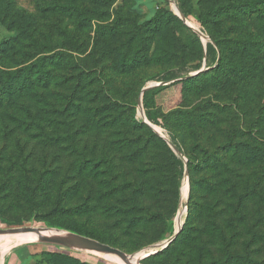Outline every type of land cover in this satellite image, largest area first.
I'll return each instance as SVG.
<instances>
[{
	"label": "rangeland",
	"instance_id": "374dc122",
	"mask_svg": "<svg viewBox=\"0 0 264 264\" xmlns=\"http://www.w3.org/2000/svg\"><path fill=\"white\" fill-rule=\"evenodd\" d=\"M72 1L82 12L59 7L68 6L69 0H14L15 8L24 10L30 22V34L42 50L73 54L76 65L61 64L55 71L57 82L41 90L35 98L32 112L41 116L39 124L25 123L20 128L18 123L0 121V229L30 225L57 227L50 223L63 222L106 234L124 246L115 247L134 253V258L143 255L140 264L163 263V255L145 258L167 247L176 236L166 245L168 240L185 222L190 193L187 164L181 180L180 202L167 228V237L150 243L164 229L163 223L156 221L141 226L132 225L130 220L134 223L141 220L139 217L146 208L164 209L163 189L168 187L171 172L162 167L165 152L161 145L151 141L145 128L137 130L132 126L131 110L138 103L135 119L146 118L141 114H145L141 90L163 84V70H170L174 76L188 72L195 76L205 71L192 83L185 82V77L179 78L156 95L163 117L162 125H157L162 130H154L173 149L169 133L172 128H180L187 148L200 141L215 149L231 138L257 146V159L252 164L229 163L238 171V177L229 178L238 182L240 192L245 190V185L253 189L251 201L248 199L243 207L249 225L240 226L243 236L235 248L240 255L252 258L254 264H264V22L248 16L220 14L204 27L198 20L202 10L198 0H186L185 5L193 6V13L186 18L198 24L207 35L205 39L174 9L173 2L179 7V0H114L110 8L111 0ZM160 7L179 17L199 36L201 44L179 22L173 21L155 33L148 61L129 71L119 56L121 45L133 34L135 23L151 19ZM116 11L122 15L121 22L126 23L117 22L118 35L103 37L97 27L113 23ZM12 12L16 13L15 9ZM12 12L0 11V47H3L0 55L6 66L26 61L36 51L34 42L14 20L18 15ZM125 17L130 18L125 20ZM249 36L263 64L261 76L234 74L227 78L226 74L209 69L216 65L215 56L220 55L214 38L227 44V51L231 52ZM209 43L215 52L203 59L200 69L191 70L193 60L200 50L206 53ZM152 75L156 77L149 79ZM41 92L47 100L41 101ZM82 155L111 159L113 171L99 173L95 178L83 174L76 164ZM179 155L187 161L185 155ZM44 168L48 170L41 173ZM111 172L115 175L114 186L110 187L106 174ZM126 181L144 184L147 190L138 199L143 208L140 212L124 211L128 209L129 189L122 193L115 186ZM64 205L87 211L77 214L74 210H62ZM105 207L112 211L105 212ZM238 214L227 208L223 216L230 218ZM246 227L251 228L253 237L244 235ZM35 240L36 235L0 238L1 264H43L40 254L47 251L68 253L88 264H125L122 259L102 252L68 249Z\"/></svg>",
	"mask_w": 264,
	"mask_h": 264
},
{
	"label": "trees",
	"instance_id": "16d2710c",
	"mask_svg": "<svg viewBox=\"0 0 264 264\" xmlns=\"http://www.w3.org/2000/svg\"><path fill=\"white\" fill-rule=\"evenodd\" d=\"M179 1V8L186 17L193 13V6L191 4L185 5L186 0ZM198 2L202 8L198 20L204 27L208 25L211 19L219 17L220 14L248 16L264 22V0H198ZM113 3L114 0L108 2L109 8ZM15 7L14 0H0V11L2 13H9V11L12 12L15 9L16 13H12L18 16L14 20L19 23L22 31L28 34L27 37L34 42L36 51L26 61L8 66L4 65V60L0 55V121L3 124L18 123L20 128H24L25 123L28 125L40 123L41 119L39 117L41 116L39 114L36 116L32 112L33 102L36 101L35 98L41 90L44 91L50 85L57 82L58 75L55 71L61 64L68 62L69 66H74L76 62L74 61L73 54L68 52L50 53L52 49L48 51L42 50L39 43L35 42L33 34H30V22L24 10L22 8L18 10ZM59 7L72 8L78 12H82L73 4L72 0H69L68 6L59 5ZM121 18L122 15L116 11V18L113 23L108 25L99 24L97 27L98 33L102 34L103 37L118 35L116 30L117 22H121ZM129 18L125 17V20H129ZM173 21L179 22L183 30L187 31L190 36L195 37L193 40H197L199 45L201 44L199 36L183 24L179 17L174 15L170 9L160 7L151 19L138 24L132 23H135L134 32L131 37L122 43L119 50L122 65H128V70L134 71L140 65L145 64L148 61V53L151 50L155 33L161 31L165 25H169ZM213 41L220 50V55L219 58L215 56L214 63L216 65L211 66L209 69L222 72L227 75V78L234 74L241 75L242 77H248L253 74L257 77L261 76L263 64L261 65L258 55L254 52L255 48L251 46L254 44L252 36L245 38L241 42V45H236L237 47L235 49L232 48L234 51L231 52L227 51V44L224 45L223 41L217 38H214ZM181 44H185V41L182 39ZM2 49L3 47H0V50ZM212 51L215 52V48L213 44L209 43L206 53L200 50L199 56L195 57L190 69H200L203 59L205 57L207 59L210 58ZM162 72L165 73L164 78L161 79L163 80V84L147 88L144 90L142 98L146 118L154 125H162L160 120L163 117L157 105L156 95L167 86L174 84L179 78L183 79L185 77V82L192 83L205 73V71H200L193 76L188 72L186 75L174 76L170 70H163ZM155 77V75H152L149 79ZM46 97L43 93L41 101L43 99L44 101L45 99L47 100ZM137 104L134 103L131 110V124L137 130L145 128L152 137L151 141H156L161 145L165 152V161L162 167L165 171L171 172L168 187L163 189V193L166 195V203L163 205L164 209L155 211L146 208L145 212L139 217L141 220H137L135 223L134 220H130L132 225L141 226L152 225L156 221L163 223L164 229L150 243L167 237V228L170 226V222L180 202L181 180L184 176V166L186 164L190 181L188 209L182 228L167 247L151 254L145 260L163 255L165 258L161 264H254L255 262L252 258L240 255L238 249L235 248L238 244V239L243 236V228L240 226L243 223H247L243 207H245L248 199L251 201L253 189L245 185V190L239 191L240 185L238 182L234 181L232 177L229 178L230 175L238 177V171L232 168L229 163L252 164L257 159V146L249 141L231 138V140L219 145L215 149H211L200 141L187 148L180 136V128H172L169 132L170 142L175 147V150L144 119L141 121L135 119L134 114ZM136 151V149L133 150V152ZM178 153L185 155L187 161ZM76 164L80 172L94 178L99 173L113 171L114 166L113 161L107 157L89 158L86 155H82ZM43 170L41 173H44L48 169L44 168ZM114 175V172L106 174L110 187L114 186L112 183ZM167 175L166 173V177L168 178ZM143 185L134 181L116 184L115 187L120 189V192L125 193L127 189L130 192L128 209L124 211H129L128 213L131 214L136 210L137 212L142 211L143 208L138 199L147 192ZM61 208L62 210H74L77 214L87 211L77 210L78 206L67 208L64 205ZM227 208H232L233 212L239 214L226 218L227 216H223V214L227 213ZM105 210L107 212L112 211L111 208L106 207L104 208ZM114 212L110 214L112 215ZM120 216L124 215L121 214ZM222 216L223 220L221 221ZM50 225L65 227L68 230L95 238L101 242L124 248L123 245L118 244L117 240L108 237L96 229L72 226L63 222H52ZM246 225L249 224L247 223ZM244 235H251L253 237L250 227L244 229ZM250 241L251 239L247 244ZM40 257V263L43 264H88L86 261H82L71 254L58 251L42 252Z\"/></svg>",
	"mask_w": 264,
	"mask_h": 264
},
{
	"label": "water",
	"instance_id": "95a60500",
	"mask_svg": "<svg viewBox=\"0 0 264 264\" xmlns=\"http://www.w3.org/2000/svg\"><path fill=\"white\" fill-rule=\"evenodd\" d=\"M177 9L178 11L176 12H178V15L187 23V21L184 19L183 13L181 12L178 6H177ZM160 84L161 83L157 85H160ZM149 87H145L143 89L141 99H142L144 90H146ZM141 103H142V100H141ZM144 121L148 123L153 129L157 130L155 125L149 122L147 118H144ZM186 175H187V180H188V191H190V183H189V175H188L187 166H186ZM180 229L181 227L174 232L172 238L168 240L166 245H168L171 242V240L178 234ZM26 232L33 233L36 235V240H35L36 243H49V244L59 245V246H62L68 249L84 250V251H89L92 253H94L93 251H96V252H102V253L109 254V255L113 254V255H117L118 257L126 260L128 264H136L134 260V253H128L108 243L101 242L95 238L82 235L80 233L70 231L67 229L57 228V227H48V226H32V225L0 229V234L26 233ZM1 260H2V255L0 252V264H1Z\"/></svg>",
	"mask_w": 264,
	"mask_h": 264
},
{
	"label": "bare ground",
	"instance_id": "6f19581e",
	"mask_svg": "<svg viewBox=\"0 0 264 264\" xmlns=\"http://www.w3.org/2000/svg\"><path fill=\"white\" fill-rule=\"evenodd\" d=\"M173 5H174V9L176 10V11H178V9H177V4L176 3H174L173 2ZM184 15V14H183ZM184 19L187 21V23L190 25V26H192L194 29H196L202 36H203V38H207V35L204 33V32H202L201 30H200V28L198 27V24L197 23H195L194 21H192V20H190L189 18H186V16L184 15ZM141 110H142V106H141V109H140V112H141ZM141 114L144 116V117H146L145 116V114H143L142 112H141ZM155 127H156V129L158 130V131H161L162 130V128L160 127V126H157V125H155ZM188 181V180H187ZM186 184V183H185ZM185 186V185H184ZM177 229H179V228H177ZM17 235H35V234H33V233H13V234H0V238H3V237H5L6 239L7 238H9V237H12V236H17ZM111 255H113V254H111ZM113 256H115V257H117V258H119V259H122V258H120V257H118L117 255H113ZM143 257V255H141L139 258H134V260H135V262H136V264H140V260H141V258ZM123 261H125L124 263L125 264H128V262L126 261V260H124V259H122Z\"/></svg>",
	"mask_w": 264,
	"mask_h": 264
}]
</instances>
